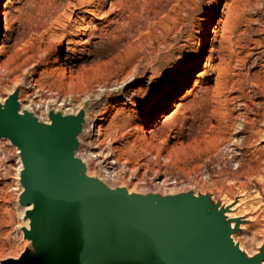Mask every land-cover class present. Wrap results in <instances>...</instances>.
<instances>
[{
	"label": "rangeland",
	"instance_id": "rangeland-1",
	"mask_svg": "<svg viewBox=\"0 0 264 264\" xmlns=\"http://www.w3.org/2000/svg\"><path fill=\"white\" fill-rule=\"evenodd\" d=\"M0 10V62H9L0 105L19 90L21 112L43 122L84 111L76 155L89 176L131 193L234 199L253 220L233 235L249 256L261 251L264 0H0ZM201 52L190 79L145 124ZM53 94L60 100L49 101ZM16 148L0 137V264L34 248Z\"/></svg>",
	"mask_w": 264,
	"mask_h": 264
},
{
	"label": "water",
	"instance_id": "water-1",
	"mask_svg": "<svg viewBox=\"0 0 264 264\" xmlns=\"http://www.w3.org/2000/svg\"><path fill=\"white\" fill-rule=\"evenodd\" d=\"M84 111L51 112L43 122L21 112L19 90L0 105V137L21 150L20 195L35 254L2 264H263L233 239L239 231L205 195H144L86 173L76 155Z\"/></svg>",
	"mask_w": 264,
	"mask_h": 264
},
{
	"label": "bare ground",
	"instance_id": "bare-ground-1",
	"mask_svg": "<svg viewBox=\"0 0 264 264\" xmlns=\"http://www.w3.org/2000/svg\"><path fill=\"white\" fill-rule=\"evenodd\" d=\"M94 2V1H93ZM87 5V4H86ZM105 14V12H104ZM4 20V16H3V13L1 12L0 10V21ZM76 20V19H75ZM2 28H5L6 29V34H5V37L8 35V32L10 30V26L8 23H6L4 21V25L2 26ZM97 29V28H96ZM94 30V29H93ZM96 34V33H95ZM69 47V46H68ZM5 48H6V43L4 42V40L1 42L0 44V55L2 53H4L5 51ZM67 50H75V48H71L69 47ZM213 50V49H212ZM69 55V54H68ZM202 59H203V52L200 53V55L195 59L194 63L189 66V68L185 71V73L183 74V77L180 79L179 82H177L178 84L175 86V87H172L171 89L168 90V92L166 93L165 97H163V99L151 110L147 113L146 115V118H145V124H148V126H150L151 124H149V121L151 119H153L156 115H158L160 112H162L167 106L168 104L170 103L171 99L176 95V93L180 90V88L190 79L193 71L198 68L200 66V64L202 63ZM9 62H3L1 63L0 62V71L2 72H6L9 70ZM4 76V75H3ZM6 76V75H5ZM61 83V82H60ZM35 84L37 85V81L35 82ZM41 88H39L40 90ZM39 90L35 91L36 93L40 92ZM42 92V91H41ZM43 93L40 94V96L42 95ZM45 95V94H44ZM47 96V95H46ZM44 97V96H42ZM47 99H49V101H58L60 100V96L56 95V94H53L52 96L50 97H47ZM131 102V101H130ZM49 103V102H48ZM83 106V105H82ZM47 108V107H46ZM105 117H102L100 118V120H104ZM157 121V120H156ZM50 122V121H49ZM83 127L82 129H84L85 127V119L83 120V123H82ZM150 132V131H148ZM98 133H99V130H98ZM9 141H11L9 138H7ZM79 140L81 141V137H79ZM15 145V144H14ZM18 149V152L20 154V157H21V150L19 149V147L17 146ZM239 154V153H238ZM243 156V155H242ZM21 161H22V158H21ZM115 162H120L119 161V158L116 159ZM121 163V162H120ZM21 165V164H20ZM124 165V164H123ZM24 168V165H23V161H22V165L21 167L19 168L20 169V179H21V173H22V170ZM113 171V170H112ZM108 172V171H107ZM109 175V174H108ZM111 175V174H110ZM104 178V177H103ZM109 178V177H108ZM21 182V181H19ZM23 186V185H22ZM22 188H24L25 190V187L23 186ZM23 191V190H22ZM131 193V192H130ZM234 199L232 200H227L225 201L224 203H221V204H215L217 205V208L218 210H221V209H224L226 207H229V209L225 212V218L226 219H233V227H236L238 226L239 230L240 229H245L247 230L248 228L250 229V223L248 221H252L253 220V217L251 215H247L245 213H243L244 211H240L238 210V204L239 203H236L234 205ZM241 201V200H240ZM241 203V202H240ZM233 205V206H232ZM28 209H33L35 207V204H32V205H29L27 206ZM23 209V208H22ZM24 210V209H23ZM22 211V210H21ZM263 215V214H262ZM243 217V218H240V217ZM245 216V217H244ZM254 216V215H253ZM255 217V216H254ZM29 228H30V225H29ZM233 239L235 241L236 244H239L237 241V236L233 235ZM244 241V240H243ZM242 244V243H241ZM240 248L241 250H243L242 248V245H240ZM244 247V246H243ZM32 249V254H35V248H30ZM244 251V250H243ZM264 264V262H263Z\"/></svg>",
	"mask_w": 264,
	"mask_h": 264
}]
</instances>
